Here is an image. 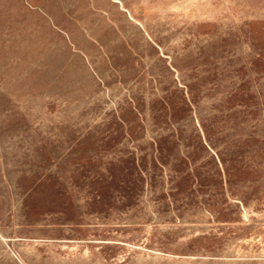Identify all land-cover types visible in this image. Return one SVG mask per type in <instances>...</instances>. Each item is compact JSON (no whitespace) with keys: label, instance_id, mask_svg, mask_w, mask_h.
Segmentation results:
<instances>
[{"label":"rangeland","instance_id":"374dc122","mask_svg":"<svg viewBox=\"0 0 264 264\" xmlns=\"http://www.w3.org/2000/svg\"><path fill=\"white\" fill-rule=\"evenodd\" d=\"M0 264H264V0H0Z\"/></svg>","mask_w":264,"mask_h":264},{"label":"crops","instance_id":"0c3cea01","mask_svg":"<svg viewBox=\"0 0 264 264\" xmlns=\"http://www.w3.org/2000/svg\"><path fill=\"white\" fill-rule=\"evenodd\" d=\"M5 184V183H4ZM4 184H2V182H0V192L2 191V186H5Z\"/></svg>","mask_w":264,"mask_h":264}]
</instances>
